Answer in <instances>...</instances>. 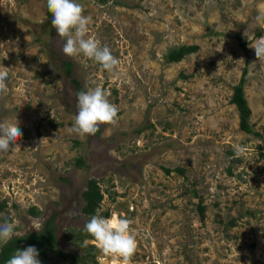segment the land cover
<instances>
[{
    "label": "rangeland",
    "instance_id": "rangeland-1",
    "mask_svg": "<svg viewBox=\"0 0 264 264\" xmlns=\"http://www.w3.org/2000/svg\"><path fill=\"white\" fill-rule=\"evenodd\" d=\"M77 2L91 17L88 35L121 61L114 72L82 53L63 54L47 0H0V66L10 68L0 122L23 132L19 146L0 151V200L8 205L0 223L12 220L28 234L33 221L53 217L57 248L69 258L50 251L41 264H79L82 250L64 233L88 223L82 193L96 179L100 214L133 221L129 264H264V61L250 47L264 39L256 19L264 0ZM184 45L199 51L168 64V52ZM248 60L245 96L262 138L239 129L231 103ZM72 79L85 91L105 88L119 109L99 136L71 131L79 93ZM33 207L39 218L27 214ZM97 260L122 264L101 249Z\"/></svg>",
    "mask_w": 264,
    "mask_h": 264
},
{
    "label": "clouds",
    "instance_id": "clouds-1",
    "mask_svg": "<svg viewBox=\"0 0 264 264\" xmlns=\"http://www.w3.org/2000/svg\"><path fill=\"white\" fill-rule=\"evenodd\" d=\"M47 8L52 15L51 25L63 41L62 51L65 56L75 57L83 54L97 62L103 70L112 73L118 69L121 61L112 54L108 46H101L100 41L89 36L91 17L84 15V5L77 0H47ZM264 20V9L256 17ZM27 39V37H26ZM258 60L264 61V39L251 44ZM10 68L0 66V91L6 90L5 81ZM111 93L101 86L87 88L77 95V115L74 118L72 132L79 135H95L100 126L115 124L119 109L109 99ZM23 137L19 124L0 122V151L6 152L10 145ZM19 146V145H17ZM236 156L243 154V148L234 149ZM133 221L127 217H105L98 211L85 225L87 233L93 237L105 255L122 258V264H129L137 250V238L132 229ZM42 233L44 224L33 221L30 232ZM27 232L17 230L12 220L0 223V251L8 247L14 239H23ZM39 251L35 246L16 248L6 264H41Z\"/></svg>",
    "mask_w": 264,
    "mask_h": 264
},
{
    "label": "trees",
    "instance_id": "trees-1",
    "mask_svg": "<svg viewBox=\"0 0 264 264\" xmlns=\"http://www.w3.org/2000/svg\"><path fill=\"white\" fill-rule=\"evenodd\" d=\"M100 4H107L108 0H96ZM49 18H52L51 13L49 12ZM263 32H259L257 35L261 36ZM241 41L240 38H238ZM242 46L245 47V44L242 43ZM199 51L198 46H180L178 48H174L168 52L165 59L168 64H177L182 62L186 57L193 55ZM246 69L243 72L242 78L239 83L233 88V95L231 99L232 105H234L239 114V129L247 135H253L258 138H262V135L258 132H255L251 123L250 118L252 115V111L248 105V101L245 96V85L247 83V74L248 67L250 65V60L246 63ZM65 74L68 78H72L74 64L72 62H65L63 64ZM72 82L78 88V91H85L80 83L72 79ZM102 132V129L95 134V136H99ZM78 144V143H76ZM84 162L82 158L77 160V166H84ZM167 174H170V170H165ZM179 173L183 174L184 171L178 170ZM104 201V192L100 185V182L96 179H89L86 185V189L82 193V214L87 218L91 219L93 215H95L101 208V205ZM8 205L6 201L0 200V219L1 216L7 211ZM205 210L206 208L199 204V211L201 218H205ZM27 214L32 218H39L42 214L37 208L33 207L28 210ZM105 217H111L109 212L104 214ZM232 225H234L232 223ZM64 237L66 241L72 242L73 246L76 248H80L82 250V255L78 258L79 264H99L97 257L100 254V249L94 245H84L86 241H96L93 237H91L85 228L78 231L65 232ZM35 246L40 255L39 259L41 262H48L49 260V252L53 251L57 253V256L62 260H67L69 256L58 250V237H57V228L55 225V219L50 218L44 226V231L42 233L30 232L23 239H14L13 242L6 248H3L0 251V264H6L7 259L12 254V251L16 248H26L27 246Z\"/></svg>",
    "mask_w": 264,
    "mask_h": 264
},
{
    "label": "flooded vegetation",
    "instance_id": "flooded-vegetation-1",
    "mask_svg": "<svg viewBox=\"0 0 264 264\" xmlns=\"http://www.w3.org/2000/svg\"><path fill=\"white\" fill-rule=\"evenodd\" d=\"M48 220H49V219H48ZM48 220H47V221H48ZM47 221H46L45 223H43V224H44V226H45V224L47 223ZM26 235H27V234H26Z\"/></svg>",
    "mask_w": 264,
    "mask_h": 264
}]
</instances>
